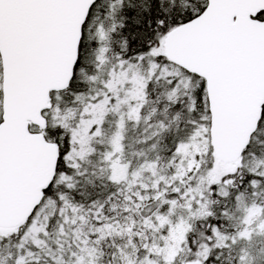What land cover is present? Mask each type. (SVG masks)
<instances>
[{
  "label": "snow or ice",
  "instance_id": "6c2138e0",
  "mask_svg": "<svg viewBox=\"0 0 264 264\" xmlns=\"http://www.w3.org/2000/svg\"><path fill=\"white\" fill-rule=\"evenodd\" d=\"M0 264H264V0H0Z\"/></svg>",
  "mask_w": 264,
  "mask_h": 264
}]
</instances>
